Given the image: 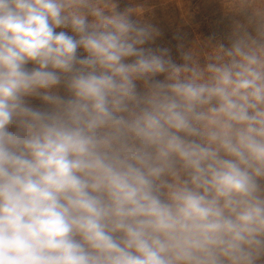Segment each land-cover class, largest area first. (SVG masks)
<instances>
[{"label":"clouds","instance_id":"1","mask_svg":"<svg viewBox=\"0 0 264 264\" xmlns=\"http://www.w3.org/2000/svg\"><path fill=\"white\" fill-rule=\"evenodd\" d=\"M159 35L0 0V264H264V14L203 63Z\"/></svg>","mask_w":264,"mask_h":264},{"label":"rangeland","instance_id":"2","mask_svg":"<svg viewBox=\"0 0 264 264\" xmlns=\"http://www.w3.org/2000/svg\"><path fill=\"white\" fill-rule=\"evenodd\" d=\"M229 1L220 0L218 9L213 12L212 22L206 26V19L212 12H209L210 0H119V5L121 9H128L133 19L159 29L155 46L168 47L165 37L176 34L179 48L183 46L181 53L191 54L203 63L213 47L220 42L227 43L232 32L248 26L249 21L264 14V0H254L246 10L240 7L233 10ZM219 31L223 33L222 38L217 34ZM213 34L215 39L210 40Z\"/></svg>","mask_w":264,"mask_h":264},{"label":"trees","instance_id":"3","mask_svg":"<svg viewBox=\"0 0 264 264\" xmlns=\"http://www.w3.org/2000/svg\"><path fill=\"white\" fill-rule=\"evenodd\" d=\"M229 2H231V4H233V8H232L233 10H237L238 7L246 10V9L249 8L248 6L250 5V3L252 4L254 2V0H246V1L245 0H242V1H239V0H230ZM210 4H211V7L209 9V12L211 10H212V12L209 13L210 18L208 17L206 19L205 26L207 24H209V22L210 23L212 22V20H213V18H212L213 12L217 8V5L218 4L220 5V0H213V1L210 0ZM250 7H251V5H250ZM217 34H218V36L220 38L223 37L222 36L223 33L221 31H219V33H217ZM176 38H177V35L176 34L175 35H171V34L169 35L168 34L167 37H165V39H166V46H168L172 50L173 55L178 58L179 55H180V53H181V51H182V49H183V46H182V48H181V46L179 48V46L177 44V41H176L177 40Z\"/></svg>","mask_w":264,"mask_h":264}]
</instances>
